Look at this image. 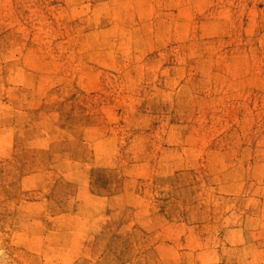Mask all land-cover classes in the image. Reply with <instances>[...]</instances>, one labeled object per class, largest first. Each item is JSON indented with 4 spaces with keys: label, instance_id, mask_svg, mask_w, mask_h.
Wrapping results in <instances>:
<instances>
[{
    "label": "rangeland",
    "instance_id": "obj_1",
    "mask_svg": "<svg viewBox=\"0 0 264 264\" xmlns=\"http://www.w3.org/2000/svg\"><path fill=\"white\" fill-rule=\"evenodd\" d=\"M0 264H264V0H0Z\"/></svg>",
    "mask_w": 264,
    "mask_h": 264
}]
</instances>
